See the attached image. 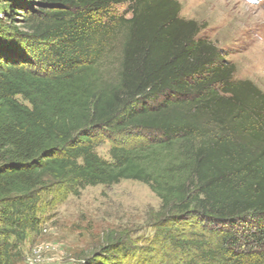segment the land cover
Listing matches in <instances>:
<instances>
[{"label":"trees","instance_id":"16d2710c","mask_svg":"<svg viewBox=\"0 0 264 264\" xmlns=\"http://www.w3.org/2000/svg\"><path fill=\"white\" fill-rule=\"evenodd\" d=\"M180 9L0 0V264L21 259L48 196L122 180L159 199L154 236L87 264H264V93Z\"/></svg>","mask_w":264,"mask_h":264},{"label":"rangeland","instance_id":"374dc122","mask_svg":"<svg viewBox=\"0 0 264 264\" xmlns=\"http://www.w3.org/2000/svg\"><path fill=\"white\" fill-rule=\"evenodd\" d=\"M177 1L179 16L205 26L200 36L234 65V79L249 80L264 93V0ZM19 11L16 20H21ZM126 12L125 4L109 10L118 17ZM120 42L119 38L113 41L112 59L119 54ZM31 49L36 51L35 47ZM109 148V141L103 140L95 150L101 158L110 160ZM54 200L51 196L45 200L39 229L27 235L16 264H87L119 238L129 244L130 250L142 251L154 236L152 222L160 208L159 199L148 186L132 180L88 186L77 196ZM113 260L118 262L117 257ZM128 263L133 262L124 259L123 264Z\"/></svg>","mask_w":264,"mask_h":264}]
</instances>
